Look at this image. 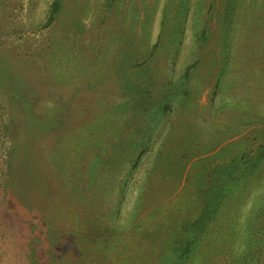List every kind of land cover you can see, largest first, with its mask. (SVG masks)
Returning a JSON list of instances; mask_svg holds the SVG:
<instances>
[{"label": "rangeland", "instance_id": "1", "mask_svg": "<svg viewBox=\"0 0 264 264\" xmlns=\"http://www.w3.org/2000/svg\"><path fill=\"white\" fill-rule=\"evenodd\" d=\"M0 0V264H264V0Z\"/></svg>", "mask_w": 264, "mask_h": 264}, {"label": "trees", "instance_id": "2", "mask_svg": "<svg viewBox=\"0 0 264 264\" xmlns=\"http://www.w3.org/2000/svg\"><path fill=\"white\" fill-rule=\"evenodd\" d=\"M59 8H60V1L59 0H55L53 3H52V10H51V13L49 15V19L47 20V24H50L51 21L53 20V18L55 17V15L57 14V12L59 11Z\"/></svg>", "mask_w": 264, "mask_h": 264}]
</instances>
